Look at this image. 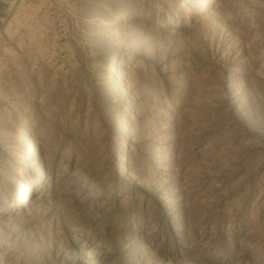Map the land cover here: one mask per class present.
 I'll use <instances>...</instances> for the list:
<instances>
[{"label":"rangeland","instance_id":"374dc122","mask_svg":"<svg viewBox=\"0 0 264 264\" xmlns=\"http://www.w3.org/2000/svg\"><path fill=\"white\" fill-rule=\"evenodd\" d=\"M0 264H264V0H0Z\"/></svg>","mask_w":264,"mask_h":264},{"label":"bare ground","instance_id":"6f19581e","mask_svg":"<svg viewBox=\"0 0 264 264\" xmlns=\"http://www.w3.org/2000/svg\"><path fill=\"white\" fill-rule=\"evenodd\" d=\"M31 142H32V138L30 137L28 145H31Z\"/></svg>","mask_w":264,"mask_h":264}]
</instances>
